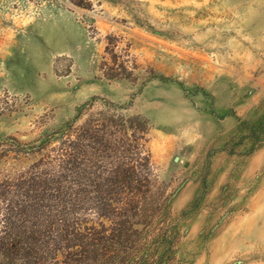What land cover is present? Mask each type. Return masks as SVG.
Returning <instances> with one entry per match:
<instances>
[{
	"label": "rangeland",
	"instance_id": "1",
	"mask_svg": "<svg viewBox=\"0 0 264 264\" xmlns=\"http://www.w3.org/2000/svg\"><path fill=\"white\" fill-rule=\"evenodd\" d=\"M0 264H264V0H0Z\"/></svg>",
	"mask_w": 264,
	"mask_h": 264
},
{
	"label": "trees",
	"instance_id": "2",
	"mask_svg": "<svg viewBox=\"0 0 264 264\" xmlns=\"http://www.w3.org/2000/svg\"><path fill=\"white\" fill-rule=\"evenodd\" d=\"M110 59H111V63L114 64V67L109 65L107 70L104 71V75L106 78H108V79H119L120 76H122V78H126V76H128V74H131L130 70L128 69L129 65L125 62V60H119L118 56L110 57ZM116 67H119V69ZM122 74H124V75H122ZM134 118L138 119L139 116H135ZM122 127L124 128V130H126L128 128H132V130L134 129V132H132L133 146H135L137 148L142 146V141L145 140L144 134L148 128L145 121H143V122L137 121L136 123H134V125H132L130 123H128V124L123 123ZM147 162H149L148 156H147Z\"/></svg>",
	"mask_w": 264,
	"mask_h": 264
}]
</instances>
